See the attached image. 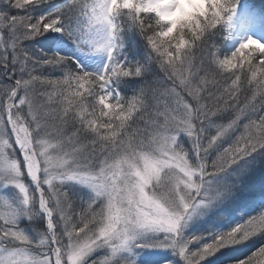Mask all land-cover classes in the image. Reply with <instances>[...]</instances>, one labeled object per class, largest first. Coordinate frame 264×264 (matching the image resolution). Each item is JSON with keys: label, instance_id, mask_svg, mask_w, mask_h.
<instances>
[{"label": "rangeland", "instance_id": "rangeland-1", "mask_svg": "<svg viewBox=\"0 0 264 264\" xmlns=\"http://www.w3.org/2000/svg\"><path fill=\"white\" fill-rule=\"evenodd\" d=\"M208 1L68 0L58 11L61 19L51 16L52 36L43 46L51 40L52 49L78 71L96 74V86L70 71L56 88L30 78L35 72H18L20 82L9 85L0 72V264H204L220 251L217 239L206 242L200 256L195 253L202 234L238 219L231 213L237 202L232 184L264 160V152L260 159L254 154L264 150V135L251 121L264 114V66L253 67L256 57L264 59V20L252 0H220L215 10ZM62 2L56 0L54 8ZM148 12L169 24L167 35L194 21L207 41L219 39L220 30L230 58L203 59L227 68L239 59L252 69L245 77L241 72L256 99L241 102L235 117L243 121L240 134L237 122L215 117L210 101H192L209 87L194 81L195 56L174 54L169 85L156 86L159 94L132 101L120 92L114 84L122 54L117 18ZM24 34L25 62L35 63L38 37ZM233 82H241V75ZM150 83L144 85L148 91ZM70 90L71 98L63 99ZM46 102L53 103L50 115L43 110ZM250 180L263 188L264 166ZM260 226L247 222L233 236L247 240ZM210 243L221 248L209 255ZM249 264H264V250Z\"/></svg>", "mask_w": 264, "mask_h": 264}, {"label": "trees", "instance_id": "trees-1", "mask_svg": "<svg viewBox=\"0 0 264 264\" xmlns=\"http://www.w3.org/2000/svg\"><path fill=\"white\" fill-rule=\"evenodd\" d=\"M63 1V4L55 10H50L42 14L44 10L55 4V0H0V72L6 73L4 79L5 83L15 85L20 82L18 72H35V76L30 73L29 77L36 78L38 82L41 83L40 85L42 87L56 88L65 81L68 77L67 72L70 71L72 77L76 79L85 77L84 79L86 81L94 83L96 86L94 74L88 75L83 71H78L74 66V61L67 60V58L59 56L43 46L44 42L49 40L51 35L49 33L51 29H48L49 27L51 28L54 23L51 16L57 19L62 18V15L58 14V11L62 10L68 4V0ZM219 1L220 0H209V10L211 7L214 10L217 9V3ZM250 3L258 11L259 15L264 18V0H252ZM50 12L56 14L54 15ZM168 25V23L161 21L159 17L157 18L153 12L137 15V18L133 16L131 20H124L123 16L117 18L116 27L117 30H119L116 32L118 39L117 45L121 47L122 54L119 59L120 69L117 73L118 78L114 79V84L118 82L117 86L122 94L133 96L132 101L138 99L142 100L145 97L150 98L152 95L160 93L159 90L155 91L156 86L169 85L171 74V72H169V65L170 61L174 60L175 53H180L182 56L184 55L183 58L185 60L195 56L199 61L196 67L197 69L195 70L196 75L194 81L200 86L201 83H203L209 85V87L206 91L202 90L200 95L198 93L199 96L192 101L195 102V105H203L205 101H210V106L214 111L213 113H215V117L223 122H237L239 126L238 134H240L243 121H236L235 117L242 105L241 102L249 96L256 99L255 94L250 95L252 94L250 91L255 89L248 88L249 85L242 79L241 72H243V76L245 77L247 75L246 72L250 73L252 69H249V66L246 64H240V61H237L239 59L235 61V66L232 65L229 68L223 67L218 63L216 64L214 60L203 59L206 58L207 55L211 56V54H216L218 59L230 58L227 56L225 46L226 39L222 37L220 30L219 39L207 41L206 34L204 31H201L202 27L200 24H197L196 21L186 29H179V27L174 29L170 35L165 34ZM38 27L43 30H37ZM47 32L49 34H45V37L39 38L44 35L43 33ZM160 32H164L167 36L161 38L159 35ZM24 33L32 34V36L36 35V38L38 37L34 42V45L37 47L35 49L38 55V60H36L35 63L31 61L25 62L26 52L23 49V44L20 43V38L25 37ZM10 40L14 41L13 47H9L8 45V41ZM37 40H40V42L37 43ZM152 44L156 45V47H154L157 50H155ZM1 45H3V47H1ZM153 51H157L156 54ZM22 53L23 56L21 58L20 54ZM160 58L164 60L165 64H158V59ZM44 59H46L47 62H45ZM260 59L261 56L260 58L256 57V61L253 64L254 68L258 65L264 66V59H262V62H259ZM69 61L72 63L71 67L67 65ZM112 63H114V61H112ZM201 63H203V66H201ZM34 64L40 65L35 66ZM109 69L112 71V66H110ZM229 69H231L230 72L233 73L230 74L227 72L226 76H224L223 73ZM122 72L125 73L124 75L126 77L119 78ZM237 74L241 75V82L239 83L233 82V78ZM147 80L152 82L150 83L149 89L152 88L149 91L144 87V85L148 83ZM74 86H76V84H73L71 87L74 88ZM211 86L214 88H211ZM124 89H126L127 92ZM255 92L258 91L256 90ZM40 93L41 92H39V95H43ZM73 94V91L70 90L69 95L63 97V99H70ZM135 97L139 98L136 99ZM260 101L261 100H258V102ZM87 102L90 105V101L87 100ZM48 103L49 102H46L45 109L43 110L46 114L50 115L51 110L49 108L53 107V105H51L53 103L50 102L49 105ZM52 114L56 116V112L53 110ZM251 119V121L260 124L259 135H264V114H254L251 116ZM72 121V117L69 116L68 119L65 120V123L69 126ZM105 121L106 120L103 118L101 119L104 126ZM263 152V149L258 148V150L254 151V154L258 155L260 159ZM263 166L264 160L259 162L255 169L251 170V168H248L244 174L245 177L242 181H239L237 185L232 184L234 186V191L232 189L234 195L232 201L237 202L233 203L234 207L231 213L239 216L238 219L229 225H223L214 231L206 232L199 238L200 240H198L197 245L200 246L195 252L199 256L204 248V244H207L206 242L208 241L219 239L220 244L217 246H223L221 248L210 243L208 248L212 250L209 255L213 254L217 249H221L220 251L217 250L214 257L211 260H207L204 264H249L252 259L263 253L264 187L258 190L256 184H253L250 180L256 177L257 168ZM247 222L260 223V231L247 240L246 237L249 236H233L235 231L238 230L239 227H244ZM244 234L247 235L248 232L246 231ZM227 243L233 245L228 247L226 246Z\"/></svg>", "mask_w": 264, "mask_h": 264}, {"label": "bare ground", "instance_id": "bare-ground-1", "mask_svg": "<svg viewBox=\"0 0 264 264\" xmlns=\"http://www.w3.org/2000/svg\"><path fill=\"white\" fill-rule=\"evenodd\" d=\"M240 30L238 31V36H239L238 39H241V37H242V32Z\"/></svg>", "mask_w": 264, "mask_h": 264}]
</instances>
